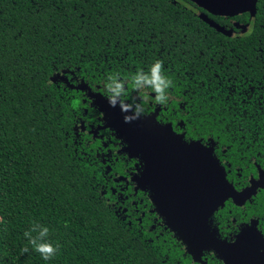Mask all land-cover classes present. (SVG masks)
<instances>
[{"label":"trees","instance_id":"16d2710c","mask_svg":"<svg viewBox=\"0 0 264 264\" xmlns=\"http://www.w3.org/2000/svg\"><path fill=\"white\" fill-rule=\"evenodd\" d=\"M198 12L231 31L229 18L187 0H0V264H224L210 247L193 261L157 214L149 188L139 186L141 155L103 128V112L89 97L107 100L109 73L129 77L161 60L174 87L154 122L169 125L184 143L209 148L227 185L233 173L224 168H241L245 178L253 163L261 166L264 100L253 84L264 79L248 76L264 64V0L253 17L232 18L243 32L233 37L209 28ZM59 76L65 79L53 81ZM128 91L140 95L130 85ZM153 102L151 94L141 117L153 114ZM109 133L118 157L136 160L133 169L118 157L107 167L96 156L99 137ZM129 169L126 183L135 192L119 199V182L105 176L126 178ZM256 200V220L264 223V197ZM33 223L61 245L53 259L28 245L24 232Z\"/></svg>","mask_w":264,"mask_h":264},{"label":"water","instance_id":"95a60500","mask_svg":"<svg viewBox=\"0 0 264 264\" xmlns=\"http://www.w3.org/2000/svg\"><path fill=\"white\" fill-rule=\"evenodd\" d=\"M203 12L221 18L248 13L252 17L258 0H187ZM198 19L215 32L230 37L231 32L210 20L204 13ZM93 104L103 112L106 124L125 139L127 150L140 154L143 168L138 183L147 186L157 214L166 227L186 246L193 261L199 260L205 247L212 248L224 264H264V251L252 231L226 242L209 231L207 221L227 199L240 205L253 194L260 182L237 193L227 185L210 149L198 142L184 143L174 135L170 126L154 122L156 111L131 123H124L125 113L111 108L106 99L89 93ZM260 179V177H259ZM209 184L211 187L206 186Z\"/></svg>","mask_w":264,"mask_h":264},{"label":"flooded vegetation","instance_id":"af4514ba","mask_svg":"<svg viewBox=\"0 0 264 264\" xmlns=\"http://www.w3.org/2000/svg\"><path fill=\"white\" fill-rule=\"evenodd\" d=\"M244 14H248V13H244ZM232 18H234V17H229L228 26H227V28L229 30H231L230 31L231 32L230 37L237 36V35H240L241 33H243V32H239L238 30H234V26L236 25V23H235V20ZM258 51H260V50H258ZM261 52L263 53L264 51L261 49ZM257 58H260V60L263 59L262 56L257 57ZM260 67L261 68H259V72H260L259 74L254 75V73H252L248 77L256 76V77H260L261 79H264V64H261ZM253 85L257 86L258 89H256V90H259V96L262 100H264V81H261L260 84H259V81H256V83H254ZM249 89H251V87H249ZM152 99H153V97H152ZM148 107L151 108L150 114L154 113L156 111V115H157V112L160 109L159 105H157L154 102L148 103ZM156 115H155V117H156ZM87 126L89 128H91L92 124L87 123ZM85 134L86 135L89 134L91 140H93L94 138L97 137V133L95 135H92L90 132L86 131ZM111 137L112 136L110 133H109V135L105 134V135H102L99 137L100 148H97L98 154H96L97 157H102V158L104 157L105 158L102 161V164L108 163V165H106L107 167L114 164L113 162H111V159L114 162L117 161L116 158L118 157V151L120 149V146H117V143L114 142L115 140L114 139L112 140ZM107 145H111V149L106 148ZM204 146L206 147L207 145L204 144ZM103 148L105 149V152H100V151H102ZM256 149L258 151V157H259V161L261 162V166H258L257 164L253 163L254 171L248 172L247 176L245 178H240V174L242 173L241 168H224V170H225V173H227V174L233 173V177L231 179L227 180V183L237 193H239V192L245 190L246 188L250 187L252 182L261 181L260 185H258L254 189L253 194H251L248 198H246L242 202V204H240V205L234 204L231 199L225 200L223 202L222 206L218 207L212 213V215L209 217V219L207 221V225H208L209 231L212 232L213 234H214L215 230L212 229L211 226L219 229L221 232L223 231L224 234L226 233L229 237L233 238L231 240H227V238L224 236H222V237L216 236L217 238L224 240L226 242L234 241V239L238 235H240L241 233H245L247 231H252V232H254L255 238L260 245L259 251H264V223H261V222H259V220H256L257 216L254 214V212L259 209L258 201L256 200V197H258V198L264 197V153H263L264 135H262L259 138V142L256 143ZM222 152L224 153V150ZM212 156L216 157L213 149H212ZM118 158H119L120 162H124L123 165H126L127 161H130L131 165H132V169L134 168V166L136 164V160H126L127 158L125 155H121ZM223 163L224 162L221 161L220 164H223ZM224 164H226V163H224ZM132 169L131 170L129 169L128 171H126V170L123 171V173H125L126 178L124 176L117 175L113 171H110V175L105 176V180H110L112 183L119 182L116 186L117 190L120 191V194H117L119 199H126V195L131 196L135 192L134 191V185H132V184L130 185V184L126 183L127 180L129 179V176L132 172ZM120 177H124L126 180H121ZM259 177H260V179H259ZM206 186L211 187L209 184H207ZM111 191L113 192L112 188H111ZM125 191H128V193L126 195H122L121 192H125ZM148 200H149V198H148ZM260 203L262 204L263 201L261 200ZM132 205H134V204H132ZM222 207H223V209H221ZM218 210H219V213L217 212ZM210 222H211V224H210ZM259 236L263 239L262 241H259ZM221 264H222V262H221Z\"/></svg>","mask_w":264,"mask_h":264},{"label":"clouds","instance_id":"9594fccd","mask_svg":"<svg viewBox=\"0 0 264 264\" xmlns=\"http://www.w3.org/2000/svg\"><path fill=\"white\" fill-rule=\"evenodd\" d=\"M129 85L133 92L140 95L132 96L128 91ZM173 87V81L165 74L161 60L151 63L147 71L140 69L129 77H122L119 72L109 73L104 83L108 105L111 108L118 107L121 113L126 114L123 117L124 123H131L144 114L145 103L151 94H154L156 104L166 105L171 98L169 90ZM125 97H128V100H125ZM24 237L32 250L45 261L53 259L60 251L61 245L50 241L49 229L38 223H33L30 229L24 232ZM28 251V247L21 249L22 253Z\"/></svg>","mask_w":264,"mask_h":264},{"label":"rangeland","instance_id":"374dc122","mask_svg":"<svg viewBox=\"0 0 264 264\" xmlns=\"http://www.w3.org/2000/svg\"><path fill=\"white\" fill-rule=\"evenodd\" d=\"M65 79L63 76L56 77L53 81H62Z\"/></svg>","mask_w":264,"mask_h":264}]
</instances>
